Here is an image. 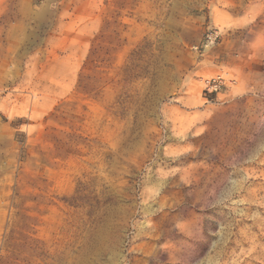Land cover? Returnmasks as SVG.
Segmentation results:
<instances>
[{"label":"rangeland","instance_id":"rangeland-1","mask_svg":"<svg viewBox=\"0 0 264 264\" xmlns=\"http://www.w3.org/2000/svg\"><path fill=\"white\" fill-rule=\"evenodd\" d=\"M0 264H264V0H0Z\"/></svg>","mask_w":264,"mask_h":264},{"label":"built area","instance_id":"built-area-1","mask_svg":"<svg viewBox=\"0 0 264 264\" xmlns=\"http://www.w3.org/2000/svg\"><path fill=\"white\" fill-rule=\"evenodd\" d=\"M203 91L205 93H217L224 87V78L221 75L211 77L203 82Z\"/></svg>","mask_w":264,"mask_h":264}]
</instances>
